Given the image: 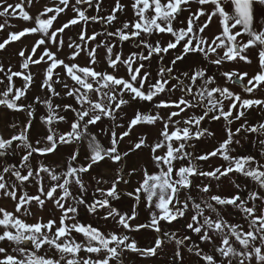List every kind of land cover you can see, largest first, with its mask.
<instances>
[{
    "label": "snow or ice",
    "instance_id": "snow-or-ice-1",
    "mask_svg": "<svg viewBox=\"0 0 264 264\" xmlns=\"http://www.w3.org/2000/svg\"><path fill=\"white\" fill-rule=\"evenodd\" d=\"M107 4L0 0V264H264V0Z\"/></svg>",
    "mask_w": 264,
    "mask_h": 264
},
{
    "label": "rangeland",
    "instance_id": "rangeland-1",
    "mask_svg": "<svg viewBox=\"0 0 264 264\" xmlns=\"http://www.w3.org/2000/svg\"><path fill=\"white\" fill-rule=\"evenodd\" d=\"M9 2L11 3H15L18 2V0H9ZM113 0H108V4L106 6H110L112 4ZM122 2L127 3L128 0H122ZM39 5L33 7L30 11L35 14V12L38 10ZM103 14V13H102ZM70 15V13H69ZM132 15L131 10L129 9L127 12V16L130 18ZM64 19H67V17H64ZM3 18H0V22H2ZM63 22V21H61ZM9 23L14 24L17 26V28H21L24 26H27L24 22L22 21H18V20H10ZM95 29L96 31H100L101 30V26L100 25H91L89 27V32L92 31V29ZM213 31H215V28H213ZM0 35H3V33H0ZM34 37H29L25 40V43L30 47L31 43L33 42ZM20 45H15L12 48V53H14L17 48ZM12 64L14 66V70H16V64H17V59L15 58V56H12ZM101 66H104L103 64ZM155 67V66H154ZM236 67L241 68L244 71H248L249 75H252L255 73L256 71V61L255 58H253V65L249 66V65H236ZM39 79V78H38ZM237 91H239V89H237ZM24 119V115L23 114H12V113H7V115H5V110L0 109V131H5L6 128V123L7 122H12L13 120H15L16 122H19L20 120ZM217 127H219V125H217ZM156 135V132L153 131L152 136L154 137ZM206 147H211L210 144L206 143L205 144ZM122 147H126V145H122ZM251 151H255V149H250ZM143 157H141L142 159ZM137 157L135 155H133L130 160H129V165L130 166H137ZM216 163H219V161H216ZM110 175V174H109ZM138 178V177H136ZM134 178V180L136 179ZM0 207H7L8 210H12V205L10 203H3L0 202ZM125 209L128 207L127 204L124 205ZM37 215H45V218H47L46 214L44 213H37ZM143 210L141 209V218L143 219ZM29 222H32L31 219L29 220ZM135 238L139 241L141 246H144L145 244L148 243V240L150 237L146 236V235H136ZM128 259L129 261H135V264H167V259L168 256L167 255H162L160 258H153L151 260L148 261H144L139 259L138 257H136L134 254H128Z\"/></svg>",
    "mask_w": 264,
    "mask_h": 264
}]
</instances>
